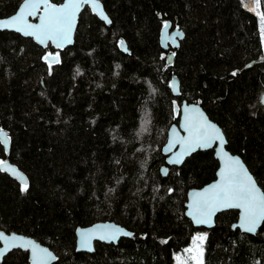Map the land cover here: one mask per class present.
I'll return each instance as SVG.
<instances>
[{"label": "trees", "instance_id": "obj_1", "mask_svg": "<svg viewBox=\"0 0 264 264\" xmlns=\"http://www.w3.org/2000/svg\"><path fill=\"white\" fill-rule=\"evenodd\" d=\"M21 1L0 0V17ZM100 1L111 23L84 6L74 43L62 50L0 31V128L10 139L7 155L0 144V160L29 181L21 191L0 171V229L46 244L54 264H175L173 254L198 231L205 264H264V221L248 234L231 228L233 209L218 213L211 229L184 214L187 190L215 177L213 150L160 173L167 129L185 99L218 123L226 148L264 192V25L250 8L255 0ZM166 21L183 31L169 48L171 65L159 42ZM56 51L58 62H48ZM106 220L132 236L76 251V228ZM0 264H29L27 253L12 250Z\"/></svg>", "mask_w": 264, "mask_h": 264}, {"label": "snow or ice", "instance_id": "obj_2", "mask_svg": "<svg viewBox=\"0 0 264 264\" xmlns=\"http://www.w3.org/2000/svg\"><path fill=\"white\" fill-rule=\"evenodd\" d=\"M262 0H255L256 11L260 7ZM82 3H91L94 10H98L99 15L108 23V17L104 15L98 0H67L61 6L50 3V0H24V4L20 7L18 14L13 15L10 19L0 20V29L14 28L17 32H23L24 35L34 36L41 43L46 40H52L58 47L63 43L70 42V33L74 24L76 12ZM43 6V15L39 17V24H30L26 20L27 15H35L36 10ZM31 10V11H29ZM261 24L264 25V12H257ZM168 25L165 24V28ZM178 35H182L178 33ZM262 36H264V28H262ZM123 43V42H121ZM48 59V57H45ZM58 62V61H56ZM235 75V73H233ZM185 123L182 127L188 132L187 137L181 138L182 151L175 155L171 163H180L183 156L193 152L196 148H207L211 146V142L219 140L223 145V135L214 124L209 123L198 109H185ZM194 113V114H193ZM175 135V129H173ZM8 137L6 133H0V144L7 145ZM175 141H170V145ZM171 150V147L168 149ZM227 157V153H223ZM0 161V166L3 165ZM6 170L21 182V191H27L28 182L26 177L16 168L11 167ZM171 191V190H169ZM193 215L196 223H209L211 216L220 208H238L241 210L240 227L246 232H255L261 221H264V192H261L255 181L248 175L247 170L238 158L227 157L226 166L220 172V180L205 189L201 193H196L192 205ZM107 234L100 236V239H115L121 234L119 228L106 230ZM131 235V233H123ZM200 239H204L201 237ZM0 240L5 242V247L0 250V254L7 252L10 248L17 246L31 247L34 264H47L49 260L56 258L46 249L39 248L30 240H24L22 237H5L0 233ZM91 233H82L81 247L90 248ZM193 253L190 259L194 264H205L203 248H199L198 256L195 254L196 249L186 250ZM178 264L180 258L177 257Z\"/></svg>", "mask_w": 264, "mask_h": 264}, {"label": "water", "instance_id": "obj_3", "mask_svg": "<svg viewBox=\"0 0 264 264\" xmlns=\"http://www.w3.org/2000/svg\"><path fill=\"white\" fill-rule=\"evenodd\" d=\"M67 0H62V2L60 3H54L52 2V0H50V3L55 4L56 6H61L62 4L66 3ZM101 9L103 10V13L105 16L108 17V20H110L102 2L100 0H98ZM24 4V0H22L20 2V4L18 5V7L16 8V10L5 17H0V20H4V19H10L13 15L18 14L20 7ZM84 6H88V8L90 9V11L95 14L100 20H102L103 22H105L106 24H109L108 22H106L98 13V10H94L92 7L91 3H82L79 10L76 12L75 14V18H74V24L70 33V42L67 43H63L62 46L58 47L56 43H54L52 40H46L44 43H41L39 40H37L34 36L31 35H24L23 32H17L14 28H7V29H0V31H12V32H16L18 34H20L22 37H28L31 38L32 41L39 45L42 48H46L48 46V44H50L54 49L58 50H62L68 46H71L74 43V36H75V31H76V27H77V21L79 18V14L81 13L82 9ZM31 11V10H29ZM43 15V6H41L39 9L36 10V14L35 15H27L26 16V20L28 23L30 24H39L40 23V19L39 17ZM165 24L168 25L167 28H165ZM178 33L182 34V35H178ZM183 37V31L181 29H179L178 27H172L171 23L169 21H166L163 26L160 29V34H159V42L161 45V48L164 51H167L166 54V63L168 65H171L173 62V53L172 51L169 50L170 47H177L179 45V41L180 39H182ZM123 42V43H121ZM118 47L123 50L125 53L129 54L130 51L128 50V48L126 47V43L125 40L123 38H120L118 40ZM54 52V53H49L47 55H45V57H48V59H46L48 62L50 63H55L56 61L59 60V54L58 52ZM171 75V78L169 80V84L168 86L171 88L172 92L174 93V95H179L180 91H179V80L177 78V76L173 73V71L169 72ZM198 109L200 113L203 114V116L206 118V120L211 123L214 124L216 126V128H218L221 132V134L223 135V145H221V142L219 140H214L211 142V146L207 147V148H196L195 151L183 156L182 160L180 163H171L170 161L172 159L175 158V155L177 153H180L182 151V144L180 142L181 138L183 137H187L188 136V132L182 127V125L185 123V109ZM176 110H178L179 112V117H178V121L172 123L169 128L167 129L166 132V139L165 142L163 143L162 147H161V153L164 155V164L160 167V173L165 176L168 173V169L170 166H180L184 160L189 157L190 155H192L193 153H195L196 151L200 150V151H205V150H213V156L214 158L217 160L218 166L217 169L215 171V177L214 179H212L211 181L207 182L206 184L202 185L201 187L198 188H189L186 192V200L184 202V214L185 216L191 221L192 225L195 227H202L205 229H211L212 227H214L215 225V221H216V216L218 213L226 211V210H236L237 211V219L235 222L232 223L231 228L235 229L237 228L240 232L242 233H248V234H255L256 231L258 230V228L261 226L262 222L260 223V225H258L257 229L255 232H246L243 228L240 227V223H241V210L238 208H220L218 211H215L214 214L211 216V220L209 223H196L195 219L193 218V215H191L190 213L193 211L192 205H193V200L195 198V194L196 193H201L203 192L205 189L209 188L211 185L217 183L220 180V172L222 169L225 168L226 166V162H227V157H233V158H238L240 160V162L243 164L244 168L247 170L248 175L252 177V179L255 181L256 183V187L263 192V190L261 189V187L259 186V184L257 183L254 175L251 173V171L249 170V168L247 167V165L245 164V162L243 161V159L241 158V156H239L238 154H233L231 153L227 148H226V137L225 134L222 130V128L218 125V123H216L215 121H213L212 119L209 118V116L207 115V113L204 111V109L200 106L199 103L197 102H187L185 99H183L180 103V105L175 107ZM194 114V113H193ZM173 129H175V135L173 133ZM0 133H6V130L3 128H0ZM8 137V143L7 145L5 144H1L5 154L7 155L9 153L10 150V139L9 136L7 134ZM170 141H175L174 144L170 145ZM169 147H171V150L169 151ZM223 153H227V157L223 156ZM3 161V165L0 166L2 167V169H8L11 167L16 168L19 172H21L27 179L28 178L26 176V174L15 164H13L7 157H5L4 159L0 160ZM2 172H4L5 174H7L11 179L16 180L18 183L21 184L20 180L16 177H14L13 175H11V173L9 171L6 170H0ZM112 228H119L122 230L121 234L118 235L115 239H100V236L102 235H106L107 232L106 230H110ZM85 232H90L91 233V240H90V248L89 247H81V241H82V233ZM131 233V235H124L123 233ZM0 233H2L5 237H12V236H16V237H22L24 240H30L32 241L35 245H37L39 248H43L46 249L49 253H51L56 259L57 256L54 253V251L52 249H50L46 244L41 243L40 241L36 240L34 237L30 236V235H26L23 233H19L16 231H9L6 232L4 230L0 229ZM132 236V232L130 230H128L127 228H125L124 226L116 223L113 220H106V221H98L95 222L91 225H87V226H78L75 230V249L76 251H85V252H92L94 250V244L95 242H102V243H116L119 238L121 237H131ZM5 247V242L3 240H0V250H2ZM15 249H19L22 250L24 252L27 253V260L29 264H34V257H33V253H32V249L31 247H23V246H19V241H17V246L10 248L7 252H3L2 254H0V262L2 261L3 257L6 256L9 252H11L12 250ZM55 260H49L47 262V264H54Z\"/></svg>", "mask_w": 264, "mask_h": 264}, {"label": "rangeland", "instance_id": "obj_4", "mask_svg": "<svg viewBox=\"0 0 264 264\" xmlns=\"http://www.w3.org/2000/svg\"><path fill=\"white\" fill-rule=\"evenodd\" d=\"M251 9L256 8V4L255 1L254 3L250 6ZM256 13L258 12L257 9L255 11ZM262 30V28L260 29ZM262 44H263V50H264V38L262 37ZM205 236V232L204 231H198L194 234V237L192 238L191 243L189 244V246L187 247L186 250L188 249H196L195 254L198 256L199 254V248L202 247V240L200 239L201 237ZM184 251L181 253H174L173 257L175 256L174 260H175V264H178V260L177 257L180 258L179 264H194V262L190 259V256L193 255V253H189L188 251Z\"/></svg>", "mask_w": 264, "mask_h": 264}, {"label": "flooded vegetation", "instance_id": "obj_5", "mask_svg": "<svg viewBox=\"0 0 264 264\" xmlns=\"http://www.w3.org/2000/svg\"><path fill=\"white\" fill-rule=\"evenodd\" d=\"M53 2V1H52ZM62 2V1H61ZM48 45H50V44H48Z\"/></svg>", "mask_w": 264, "mask_h": 264}]
</instances>
